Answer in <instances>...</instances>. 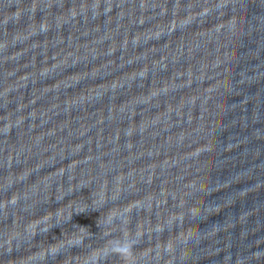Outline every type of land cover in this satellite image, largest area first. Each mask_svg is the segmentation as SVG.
I'll return each instance as SVG.
<instances>
[{"label":"water","instance_id":"water-1","mask_svg":"<svg viewBox=\"0 0 264 264\" xmlns=\"http://www.w3.org/2000/svg\"><path fill=\"white\" fill-rule=\"evenodd\" d=\"M0 264H264V0H0Z\"/></svg>","mask_w":264,"mask_h":264},{"label":"clouds","instance_id":"clouds-1","mask_svg":"<svg viewBox=\"0 0 264 264\" xmlns=\"http://www.w3.org/2000/svg\"><path fill=\"white\" fill-rule=\"evenodd\" d=\"M130 247H131V245H130V243H129V244H126V245H125L124 247H122V248H117V249H115V251H117V252L128 253Z\"/></svg>","mask_w":264,"mask_h":264}]
</instances>
